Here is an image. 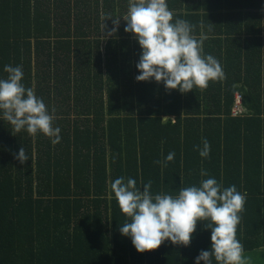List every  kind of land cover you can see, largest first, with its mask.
Returning a JSON list of instances; mask_svg holds the SVG:
<instances>
[{
	"label": "trees",
	"instance_id": "trees-1",
	"mask_svg": "<svg viewBox=\"0 0 264 264\" xmlns=\"http://www.w3.org/2000/svg\"><path fill=\"white\" fill-rule=\"evenodd\" d=\"M166 2L223 67L203 91L136 81L142 50L124 31L128 0H0V79L6 65L21 66L60 128L53 145L16 133L0 113V264H195L210 250L199 221L189 246L138 253L110 191L121 176L141 190L151 181L152 195L208 178L235 185L246 193L236 238L244 253L264 248V0ZM204 139L207 158L195 149ZM21 147L24 164L14 158ZM169 152L166 167L155 163Z\"/></svg>",
	"mask_w": 264,
	"mask_h": 264
},
{
	"label": "clouds",
	"instance_id": "clouds-1",
	"mask_svg": "<svg viewBox=\"0 0 264 264\" xmlns=\"http://www.w3.org/2000/svg\"><path fill=\"white\" fill-rule=\"evenodd\" d=\"M120 19L113 20L114 27L106 34L113 36ZM124 31L132 33L141 48L136 68L140 73L137 82H163L168 90L181 93L198 88L205 90L210 81L224 78L219 61L211 55H202L201 41L192 35L193 26L186 20L173 23V13L166 0H128V10L123 18ZM102 31L105 25H101ZM7 78L0 79V113L16 133L22 130L35 136L42 133L51 139L53 145L60 141V128L53 127L54 115L31 87L22 83L21 66L6 65ZM55 112V109L52 110ZM203 147L195 146L200 157L207 158L210 144L202 141ZM175 153L169 152L163 161L156 164L167 166L174 160ZM20 164L29 160L21 147L14 157ZM201 176H207L201 170ZM151 181L141 188L136 180L123 176L110 184V191L121 213L126 217L119 228L121 235L130 237L138 253L158 249L165 241L173 245L189 246L197 222L208 221L211 229L210 250H202L195 258V264H249L244 256V247L236 238L240 213L244 211L246 193L237 191L232 185L223 188L216 179L201 181L200 186H189L173 196L169 194L152 195Z\"/></svg>",
	"mask_w": 264,
	"mask_h": 264
},
{
	"label": "crops",
	"instance_id": "crops-1",
	"mask_svg": "<svg viewBox=\"0 0 264 264\" xmlns=\"http://www.w3.org/2000/svg\"><path fill=\"white\" fill-rule=\"evenodd\" d=\"M249 260V264H264V248L244 253Z\"/></svg>",
	"mask_w": 264,
	"mask_h": 264
},
{
	"label": "built area",
	"instance_id": "built-area-1",
	"mask_svg": "<svg viewBox=\"0 0 264 264\" xmlns=\"http://www.w3.org/2000/svg\"><path fill=\"white\" fill-rule=\"evenodd\" d=\"M241 113V103H240V97L236 96V102H235V108L233 110V115L236 116L237 114Z\"/></svg>",
	"mask_w": 264,
	"mask_h": 264
},
{
	"label": "bare ground",
	"instance_id": "bare-ground-1",
	"mask_svg": "<svg viewBox=\"0 0 264 264\" xmlns=\"http://www.w3.org/2000/svg\"><path fill=\"white\" fill-rule=\"evenodd\" d=\"M144 133V132H143ZM95 154V153H94ZM97 154V153H96ZM65 167V166H64ZM65 170V169H64ZM81 173V172H80Z\"/></svg>",
	"mask_w": 264,
	"mask_h": 264
}]
</instances>
